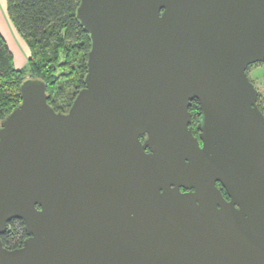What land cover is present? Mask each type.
Segmentation results:
<instances>
[{"label": "water", "instance_id": "water-1", "mask_svg": "<svg viewBox=\"0 0 264 264\" xmlns=\"http://www.w3.org/2000/svg\"><path fill=\"white\" fill-rule=\"evenodd\" d=\"M77 18L91 48L70 108L28 77L0 122V264H264L247 72L264 61V0H80ZM14 218L28 236L8 248Z\"/></svg>", "mask_w": 264, "mask_h": 264}, {"label": "trees", "instance_id": "trees-1", "mask_svg": "<svg viewBox=\"0 0 264 264\" xmlns=\"http://www.w3.org/2000/svg\"><path fill=\"white\" fill-rule=\"evenodd\" d=\"M80 0H7L9 17L28 43L31 54L16 67L13 53L0 32V122L22 100L21 83L28 77L47 83L48 102L66 111L85 83L91 38L80 20ZM259 105L264 111V106ZM28 236L21 219H12L1 234L4 245L17 248Z\"/></svg>", "mask_w": 264, "mask_h": 264}, {"label": "crops", "instance_id": "crops-1", "mask_svg": "<svg viewBox=\"0 0 264 264\" xmlns=\"http://www.w3.org/2000/svg\"><path fill=\"white\" fill-rule=\"evenodd\" d=\"M0 32L7 40L13 53L16 67L20 68L25 66L31 54V50L28 43L9 17L7 0H0Z\"/></svg>", "mask_w": 264, "mask_h": 264}, {"label": "flooded vegetation", "instance_id": "flooded-vegetation-1", "mask_svg": "<svg viewBox=\"0 0 264 264\" xmlns=\"http://www.w3.org/2000/svg\"><path fill=\"white\" fill-rule=\"evenodd\" d=\"M68 109H66V111ZM189 110L191 112V121L189 123V126L191 127L193 134L199 139L200 145H202L203 141H202L201 136H200L201 130L198 127L202 114H201L200 102L197 98L191 100V103L189 105ZM217 185L221 188L222 192L224 193V196L227 199H229V196H228L226 190L224 189V187L222 186V184L220 182H217ZM182 190L185 191L186 189L182 188Z\"/></svg>", "mask_w": 264, "mask_h": 264}, {"label": "rangeland", "instance_id": "rangeland-1", "mask_svg": "<svg viewBox=\"0 0 264 264\" xmlns=\"http://www.w3.org/2000/svg\"><path fill=\"white\" fill-rule=\"evenodd\" d=\"M247 72L259 90L260 102L264 106V61L251 63L247 68Z\"/></svg>", "mask_w": 264, "mask_h": 264}]
</instances>
